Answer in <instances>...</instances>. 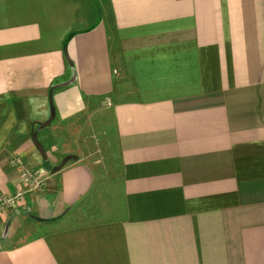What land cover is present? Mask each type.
I'll list each match as a JSON object with an SVG mask.
<instances>
[{"label":"crops","instance_id":"1","mask_svg":"<svg viewBox=\"0 0 264 264\" xmlns=\"http://www.w3.org/2000/svg\"><path fill=\"white\" fill-rule=\"evenodd\" d=\"M73 74L53 121L107 101V179L30 138ZM24 168L19 207L72 208L16 217L0 264H264V0H0V197Z\"/></svg>","mask_w":264,"mask_h":264},{"label":"rangeland","instance_id":"2","mask_svg":"<svg viewBox=\"0 0 264 264\" xmlns=\"http://www.w3.org/2000/svg\"><path fill=\"white\" fill-rule=\"evenodd\" d=\"M108 108L107 101L94 102L85 113L68 123L55 124L53 121L39 132L38 140L49 161L57 164L65 155L72 154L95 167L102 179L118 174V147ZM29 223L36 222L29 220Z\"/></svg>","mask_w":264,"mask_h":264},{"label":"water","instance_id":"3","mask_svg":"<svg viewBox=\"0 0 264 264\" xmlns=\"http://www.w3.org/2000/svg\"><path fill=\"white\" fill-rule=\"evenodd\" d=\"M66 58L68 59L70 65L72 66L71 61L69 60L67 53H66V49H64ZM75 74H73V76L71 77L70 80L66 81V82H62V83H58L55 85H52L49 93H48V104H49V113H48V117L47 119L42 122V123H36V128H33L31 133H30V138L31 141L35 147V149L38 151L41 160H42V168L50 174H56L58 173L67 163L69 162H77L79 160V158L76 155H72V154H67L65 155L61 161L58 164H52L49 159L48 156L46 154V152L44 151L43 147L41 146L39 140H38V134L40 131H42L43 129H45L46 127H48L51 122H53V120L55 119V107L53 104V91L58 88V87H63L66 86L68 84L71 83V81L74 79ZM34 126V124H33ZM72 207H68L67 209H65L61 214H59L58 216L51 218V219H44L41 218L37 215H35L34 213H32L30 211V209L28 207H18L15 208L12 213L9 215V217L7 218L4 228L0 234V244H4L7 240V237L9 235V231L11 228V224L13 222V220L16 217L22 216V217H26L34 222L37 223H51V222H56L61 220L62 218H64L66 216V214L71 210Z\"/></svg>","mask_w":264,"mask_h":264},{"label":"built area","instance_id":"4","mask_svg":"<svg viewBox=\"0 0 264 264\" xmlns=\"http://www.w3.org/2000/svg\"><path fill=\"white\" fill-rule=\"evenodd\" d=\"M23 190L0 197V212L5 208H16L24 204L26 193H37L43 189V181L40 172L31 169H23L20 174Z\"/></svg>","mask_w":264,"mask_h":264}]
</instances>
